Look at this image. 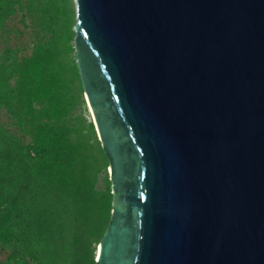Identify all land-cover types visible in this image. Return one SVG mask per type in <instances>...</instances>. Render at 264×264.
<instances>
[{
    "label": "water",
    "instance_id": "95a60500",
    "mask_svg": "<svg viewBox=\"0 0 264 264\" xmlns=\"http://www.w3.org/2000/svg\"><path fill=\"white\" fill-rule=\"evenodd\" d=\"M109 159L97 264H264V0H75Z\"/></svg>",
    "mask_w": 264,
    "mask_h": 264
},
{
    "label": "trees",
    "instance_id": "16d2710c",
    "mask_svg": "<svg viewBox=\"0 0 264 264\" xmlns=\"http://www.w3.org/2000/svg\"><path fill=\"white\" fill-rule=\"evenodd\" d=\"M18 12L49 39L23 59L0 49V112L31 128L25 141L0 120V264H97L113 195L81 112L74 12L68 0H0V38Z\"/></svg>",
    "mask_w": 264,
    "mask_h": 264
},
{
    "label": "rangeland",
    "instance_id": "374dc122",
    "mask_svg": "<svg viewBox=\"0 0 264 264\" xmlns=\"http://www.w3.org/2000/svg\"><path fill=\"white\" fill-rule=\"evenodd\" d=\"M68 2L69 6L72 7L74 20L76 21L75 0H68ZM8 31L9 32L5 34L3 39L0 38V49L4 51L6 48H10L14 52L13 55H17L20 59L29 56L34 47L44 45L49 39V36L40 32L38 27H33L29 17H25L21 12H18L8 21ZM73 56H76V50ZM83 99L85 104L82 106L81 112L93 122V114L84 94ZM0 120L9 130L16 133L18 136H21L25 141H30L31 128H22L17 125L16 118L11 112L2 109L0 112ZM102 184L103 181L101 179L100 185ZM2 257L5 258L3 255Z\"/></svg>",
    "mask_w": 264,
    "mask_h": 264
}]
</instances>
